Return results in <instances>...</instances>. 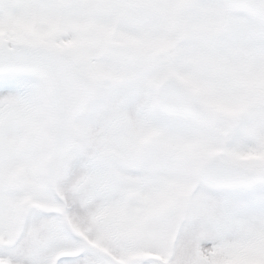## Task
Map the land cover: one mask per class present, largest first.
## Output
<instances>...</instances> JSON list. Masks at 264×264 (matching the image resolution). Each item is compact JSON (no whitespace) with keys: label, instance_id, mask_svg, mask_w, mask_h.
<instances>
[{"label":"snow or ice","instance_id":"snow-or-ice-1","mask_svg":"<svg viewBox=\"0 0 264 264\" xmlns=\"http://www.w3.org/2000/svg\"><path fill=\"white\" fill-rule=\"evenodd\" d=\"M0 264H264V0H0Z\"/></svg>","mask_w":264,"mask_h":264}]
</instances>
